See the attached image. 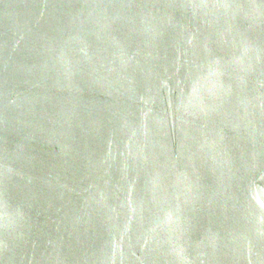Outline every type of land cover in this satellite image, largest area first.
<instances>
[{
  "label": "water",
  "instance_id": "1",
  "mask_svg": "<svg viewBox=\"0 0 264 264\" xmlns=\"http://www.w3.org/2000/svg\"><path fill=\"white\" fill-rule=\"evenodd\" d=\"M0 264H264V0H0Z\"/></svg>",
  "mask_w": 264,
  "mask_h": 264
}]
</instances>
